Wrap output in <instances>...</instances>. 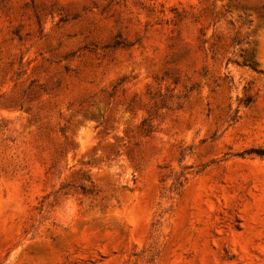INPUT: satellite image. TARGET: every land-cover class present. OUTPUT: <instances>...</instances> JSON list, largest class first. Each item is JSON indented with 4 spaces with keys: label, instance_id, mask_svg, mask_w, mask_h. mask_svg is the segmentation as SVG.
Listing matches in <instances>:
<instances>
[{
    "label": "rangeland",
    "instance_id": "374dc122",
    "mask_svg": "<svg viewBox=\"0 0 264 264\" xmlns=\"http://www.w3.org/2000/svg\"><path fill=\"white\" fill-rule=\"evenodd\" d=\"M0 264H264V0H0Z\"/></svg>",
    "mask_w": 264,
    "mask_h": 264
}]
</instances>
